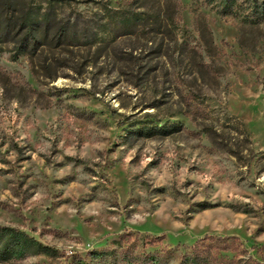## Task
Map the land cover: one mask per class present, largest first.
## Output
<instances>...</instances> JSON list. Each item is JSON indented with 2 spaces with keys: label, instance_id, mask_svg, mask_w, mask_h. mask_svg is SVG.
I'll return each instance as SVG.
<instances>
[{
  "label": "rangeland",
  "instance_id": "1",
  "mask_svg": "<svg viewBox=\"0 0 264 264\" xmlns=\"http://www.w3.org/2000/svg\"><path fill=\"white\" fill-rule=\"evenodd\" d=\"M19 1L55 29L0 42V232L45 250L0 264H124L127 246L178 264L206 236L217 260L264 264L252 0Z\"/></svg>",
  "mask_w": 264,
  "mask_h": 264
},
{
  "label": "trees",
  "instance_id": "2",
  "mask_svg": "<svg viewBox=\"0 0 264 264\" xmlns=\"http://www.w3.org/2000/svg\"><path fill=\"white\" fill-rule=\"evenodd\" d=\"M224 4L223 11L228 12V8L234 1H221ZM251 2V1H250ZM25 1L19 0H0V42L15 39L22 32L24 38L19 41V50L23 52L29 44L36 45L43 38L48 37L55 29L52 25V10L45 8L43 11L35 8L27 9ZM252 13L256 16H264V2L258 3L257 0H252ZM114 19L113 16H110ZM121 22H125L127 26L145 22L147 18L142 16V13H134L133 15H123ZM150 22H160V15H152ZM26 39V41H25ZM211 236H206L198 243L191 245L181 253L178 257V264H234V260H226L221 257L217 260L216 257L210 254ZM149 243L155 240L149 237ZM226 241V240H225ZM145 243H148L147 241ZM229 245L225 244L221 249H227ZM127 259L124 264H169L174 255L171 248L149 251H134L131 246H127ZM45 250V247L29 237L25 233L15 231L12 235H7L0 232V261L8 260L15 255L27 256L29 254L40 253ZM245 264H259L254 259L245 261Z\"/></svg>",
  "mask_w": 264,
  "mask_h": 264
}]
</instances>
